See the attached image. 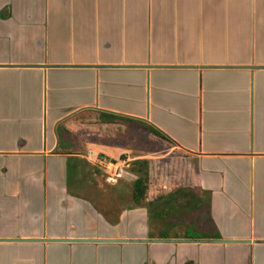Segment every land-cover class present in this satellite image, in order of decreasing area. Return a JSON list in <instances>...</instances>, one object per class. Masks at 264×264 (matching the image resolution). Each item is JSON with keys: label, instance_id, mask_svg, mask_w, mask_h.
<instances>
[{"label": "crops", "instance_id": "obj_1", "mask_svg": "<svg viewBox=\"0 0 264 264\" xmlns=\"http://www.w3.org/2000/svg\"><path fill=\"white\" fill-rule=\"evenodd\" d=\"M87 113L167 138L139 157L144 201L208 194L210 230L155 233L145 205L111 208L83 162L131 148H62ZM0 264H264V0H0Z\"/></svg>", "mask_w": 264, "mask_h": 264}, {"label": "rangeland", "instance_id": "obj_2", "mask_svg": "<svg viewBox=\"0 0 264 264\" xmlns=\"http://www.w3.org/2000/svg\"><path fill=\"white\" fill-rule=\"evenodd\" d=\"M65 126L67 130H65L64 125L60 126L59 130L62 134V148L67 149L66 151L82 153V149L83 151L89 150V148L94 149L96 145L104 143L126 144V148H131V150L126 149L128 151L120 155L124 159L128 158V162L123 166L125 171L122 174L123 177L119 178L116 184H111L106 180L107 174L102 167H99L100 165H97L98 167L86 165L81 161L84 164L83 166L87 168L86 171L84 170V176L87 175L89 178H93L96 184L100 185L102 192L110 190L107 198L110 200L111 208L116 207L118 203L125 206L135 205L133 183L124 181L123 178L132 177L128 175V172H134L139 176L146 171L143 163L139 161L143 156L150 153H166L170 149L167 138L139 120L87 113L76 116L74 120L67 122ZM135 156H137V163L132 159ZM144 185L148 188V180L146 183L144 182ZM146 191L147 189L145 193ZM115 196H118L119 200L122 201L118 202L114 199ZM205 196L206 194L202 192L179 188L169 198L163 197L164 199L157 201L156 208L149 207L148 202L144 201V196L142 199L137 200V204L145 205L147 211H150L149 225L154 229L153 232L165 231L168 234L182 235L189 224L196 225L198 231L210 230L208 225L201 220L203 213L201 212V206L205 202ZM156 212L160 215H155Z\"/></svg>", "mask_w": 264, "mask_h": 264}, {"label": "trees", "instance_id": "obj_3", "mask_svg": "<svg viewBox=\"0 0 264 264\" xmlns=\"http://www.w3.org/2000/svg\"><path fill=\"white\" fill-rule=\"evenodd\" d=\"M141 163H143V165L145 166L146 168V171L143 172L142 174H140L139 176L136 175V179L134 180L133 182V199L135 201V203L137 204V200H140L143 198L144 196V193H145V190L147 189L146 185H144V182L146 183L147 180H148V162L146 160H139ZM135 163H137V160L135 161ZM178 191V189L174 190L173 192L169 193L167 196H164V197H167L169 198L172 194L176 193ZM166 198V199H167ZM161 199H164L163 197L161 198H157L155 199V201L153 202H148V206L149 207H152V208H156V200H161ZM204 210H205V213H206V217L207 219L209 220L210 216H209V201H208V194L206 196V201H205V205H204ZM148 214H150V211H148ZM155 215H160V213H157ZM185 237H194V236H185ZM197 237V236H195ZM202 237H206V236H202Z\"/></svg>", "mask_w": 264, "mask_h": 264}, {"label": "built area", "instance_id": "obj_4", "mask_svg": "<svg viewBox=\"0 0 264 264\" xmlns=\"http://www.w3.org/2000/svg\"><path fill=\"white\" fill-rule=\"evenodd\" d=\"M96 161L106 172V180L108 182L114 183L119 177H121L125 163L124 160L107 161L105 159L97 158Z\"/></svg>", "mask_w": 264, "mask_h": 264}, {"label": "water", "instance_id": "obj_5", "mask_svg": "<svg viewBox=\"0 0 264 264\" xmlns=\"http://www.w3.org/2000/svg\"><path fill=\"white\" fill-rule=\"evenodd\" d=\"M69 241H94V242H98V241H109V240H104V239H89V240H82V239H73V240H69ZM115 241H125V240H115ZM137 241H141V242H172V243H176V242H206V241H202V240H179V239H162V238H155V239H141V240H137ZM210 242H215V243H237V242H248V241H241V240H223V239H214V240H210Z\"/></svg>", "mask_w": 264, "mask_h": 264}]
</instances>
